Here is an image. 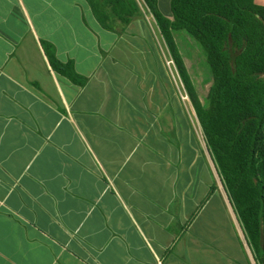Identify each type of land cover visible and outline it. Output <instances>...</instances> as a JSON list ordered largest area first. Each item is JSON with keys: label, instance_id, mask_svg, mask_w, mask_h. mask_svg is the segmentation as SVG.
<instances>
[{"label": "crops", "instance_id": "obj_1", "mask_svg": "<svg viewBox=\"0 0 264 264\" xmlns=\"http://www.w3.org/2000/svg\"><path fill=\"white\" fill-rule=\"evenodd\" d=\"M135 23L0 0V264H256L196 113L201 138L160 66L118 65Z\"/></svg>", "mask_w": 264, "mask_h": 264}, {"label": "trees", "instance_id": "obj_2", "mask_svg": "<svg viewBox=\"0 0 264 264\" xmlns=\"http://www.w3.org/2000/svg\"><path fill=\"white\" fill-rule=\"evenodd\" d=\"M100 25L122 34L142 8L169 50L256 264H264V4L258 0H171L172 20L158 0H87ZM119 24L120 29L116 28ZM201 46L212 85L202 104L179 52L175 32ZM51 66L75 83L73 65L43 42Z\"/></svg>", "mask_w": 264, "mask_h": 264}, {"label": "rangeland", "instance_id": "obj_3", "mask_svg": "<svg viewBox=\"0 0 264 264\" xmlns=\"http://www.w3.org/2000/svg\"><path fill=\"white\" fill-rule=\"evenodd\" d=\"M264 3V0H260ZM143 17L136 19L135 27H130L129 35L130 48L128 50V60L119 63V66H160V75L162 86L160 89L167 90L170 94L174 92L178 104L182 110L191 115L193 123V131L201 138V129L195 116V109L191 98L188 96L182 79L177 71L176 66L169 64L171 56L169 50L156 26L151 14L143 7ZM120 25L116 24V28L120 29ZM175 40L185 63L187 72L191 82L196 90L197 97L202 104H206L207 96L212 85V76L210 68L206 62L204 52L197 41H195L186 31L175 32ZM136 60L134 59V57ZM148 59H145L146 56ZM133 58H132V57ZM156 68V67H155ZM157 73V71L155 72ZM165 79V80H163ZM172 89V92H171ZM170 107L171 103H170ZM172 109V108H170ZM201 140V139H200Z\"/></svg>", "mask_w": 264, "mask_h": 264}, {"label": "built area", "instance_id": "obj_4", "mask_svg": "<svg viewBox=\"0 0 264 264\" xmlns=\"http://www.w3.org/2000/svg\"><path fill=\"white\" fill-rule=\"evenodd\" d=\"M169 64H173V66L175 67L174 61L171 58V61H169Z\"/></svg>", "mask_w": 264, "mask_h": 264}]
</instances>
